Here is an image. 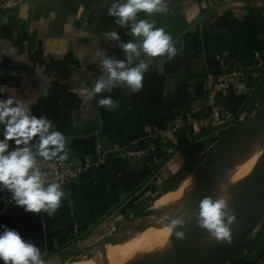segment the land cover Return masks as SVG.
Instances as JSON below:
<instances>
[{
	"label": "crops",
	"instance_id": "obj_1",
	"mask_svg": "<svg viewBox=\"0 0 264 264\" xmlns=\"http://www.w3.org/2000/svg\"><path fill=\"white\" fill-rule=\"evenodd\" d=\"M164 2V13L138 16L163 28L178 46L173 59L158 58L149 66L156 71L154 78H163L162 103L167 107L161 109L124 85L91 100L79 94L80 89L90 90L101 74L97 50L111 57L117 53V41L109 34L123 28L108 15L111 0H0V86L31 103L34 115L47 116L68 139L66 161L86 167L62 189L65 196L53 216L37 214V234L25 230L31 215L24 209L0 210V225L39 246L44 264H74L144 208L151 193L192 171L186 169L187 149L208 145L231 125L214 123L217 113L230 114L223 109L227 91L208 99L212 77L235 75L230 88L248 98L264 76V0ZM104 96L117 106H99ZM179 96L185 98L176 103ZM0 98L7 99V93ZM3 131L0 126V139ZM155 132L162 134L153 139ZM147 140H153L154 161L167 158L157 169L154 161L144 167L125 156L127 148L144 147ZM144 169L152 171L151 180L129 195L119 179ZM123 244L98 264H119L132 242ZM223 264H264V218Z\"/></svg>",
	"mask_w": 264,
	"mask_h": 264
},
{
	"label": "clouds",
	"instance_id": "obj_2",
	"mask_svg": "<svg viewBox=\"0 0 264 264\" xmlns=\"http://www.w3.org/2000/svg\"><path fill=\"white\" fill-rule=\"evenodd\" d=\"M166 10L164 0H111L108 15L115 18V23L121 28L129 29L128 34L133 39L120 43L124 59H117L97 50L101 74L90 90H79L85 100L111 92L120 85L134 93L139 92L153 60L165 57L171 60L177 55L173 38L163 28L156 27L147 19H138L140 13L152 16ZM109 35L112 40H120L114 31ZM142 56L144 59H141ZM6 93L7 99L0 98V126L4 129L3 139H0V188L11 194L9 203L14 206L27 213L44 212L51 217L59 209L65 192L59 183L47 182L46 174L37 166V157L46 161L56 158L60 161L67 160L68 139L54 128L47 116L34 115L31 103L16 98L6 87L0 86V97H4ZM98 104L108 109L117 106L111 96L98 99ZM36 138L38 144L33 145ZM10 144L15 145L14 150H10ZM230 199V195L221 190L215 199L205 197L199 204L197 226L217 243H231V226L235 223L236 216L229 207ZM185 225V216L182 215L171 219L164 227L168 232H174ZM175 235L182 240L185 233L175 231ZM0 262L44 264L39 246L4 225H0Z\"/></svg>",
	"mask_w": 264,
	"mask_h": 264
},
{
	"label": "bare ground",
	"instance_id": "obj_3",
	"mask_svg": "<svg viewBox=\"0 0 264 264\" xmlns=\"http://www.w3.org/2000/svg\"><path fill=\"white\" fill-rule=\"evenodd\" d=\"M238 161L240 166L236 167ZM263 167L264 106L255 111L242 126L227 137L201 167L184 178L175 189L164 195L152 210L134 219L127 226L125 225L126 227L112 236L107 244L97 248L88 258L74 264H98L106 254L123 246V242L131 237H134V241L128 247V259L132 253L135 254L143 251L144 248L156 245L155 241L159 242L161 235L168 234L164 233L167 231L164 227L166 223L182 215L187 217L190 204L196 195L202 199L205 197L215 199L218 192L223 190L230 195V200L234 201L235 198H240L244 205L251 204L263 186V179L259 175ZM252 216V212L244 211L243 214L238 215L236 222L244 223ZM149 228L151 229L150 233H145ZM141 234L143 237L138 236ZM206 236L211 244L205 241L199 243L196 246L197 252L218 244L211 240L208 233ZM110 244L111 250L107 249L108 252L104 251L105 253L97 256L98 252ZM185 252L187 251L185 250Z\"/></svg>",
	"mask_w": 264,
	"mask_h": 264
},
{
	"label": "rangeland",
	"instance_id": "obj_4",
	"mask_svg": "<svg viewBox=\"0 0 264 264\" xmlns=\"http://www.w3.org/2000/svg\"><path fill=\"white\" fill-rule=\"evenodd\" d=\"M215 95H214V97H215ZM252 98L253 99L249 100L250 102L252 101V103H250L247 106L248 108H251L250 112L248 114H247V111L242 112L239 116L241 125H243L248 120L250 115H252V113L257 111L258 108L261 109L264 106V102L261 105H259L258 100L255 99L254 97H252ZM214 117H217V120L214 121V123H217L215 125H219L221 127L222 126L225 127L223 124L224 122L231 121L230 123L232 124L236 119V118L234 119L231 116L222 117L221 113L220 114L217 113L216 115H214ZM230 123H228V124H230ZM225 128H227V127H225ZM221 143L219 145H221ZM203 144L204 143L201 142V143H197L193 147H189V149H187V150H189V153L185 150L186 154L188 153L190 155V158L188 159V162H187L186 169L192 170L188 175L193 174L199 167H201L210 158L211 154L215 150V149L213 151L210 150L212 147L211 144H208L205 146ZM237 166H240L239 161H238L236 167ZM182 174H183V172H182ZM184 174H185V172H184ZM188 175H186L184 178H186ZM178 178L179 177L174 179V182H173L174 186H175V184H177ZM179 183L173 189H175L179 185ZM173 189L166 192L167 188L163 187V188H160L159 190H156L155 192L151 193V197H148V199L146 198L147 200L144 202V211L147 210L149 207H151V205L153 204V202L157 198L158 199L162 198L164 195H166L167 193H169ZM202 200L203 199L199 195H196L193 198V201L190 204L191 207L188 209V212L186 214L187 217H185V219H187L185 227L177 228L175 230V231L184 232L185 233L184 239H182V240L177 239L176 235H175V231L174 232L166 231L164 233H168V234L161 235L159 237V242H157V240L155 241V243H157L156 245H153L149 248H144L143 251H139L135 254L132 253L131 257L129 259H128V253L126 252L122 258V261L119 264H184L185 261H187V259L190 257V255L197 253L196 246L199 243L205 241L206 243L211 244V242L207 240V236H206L207 232L197 226V214L199 212V204ZM230 201H232V200H230ZM240 206H244V204L240 198H235L234 201L229 203V207L232 210V212L234 211V208L240 207ZM243 213L244 212H242L241 214H243ZM130 216H131L130 218L126 219V221H128V222L124 223L121 227H117L118 230L114 234H112L111 237L118 234L122 229H124L128 225L127 223H129L130 221H132L135 218V217H133V214ZM149 230H151V229L149 228L147 231H145V233L149 234L150 233ZM138 236L143 237V234L138 235ZM249 236H251V234L243 236V238L241 239V242L244 243L248 239ZM144 237L147 238L146 235H144ZM110 238L105 240L99 246L95 247L88 254L84 253L86 255L81 257L80 259L85 258L88 255L92 254L94 251L97 250V248L101 247L103 244H107L108 241L110 240ZM133 241H134V237H131L128 240H126L125 242L128 244L129 242H133ZM111 244L105 246V249H102L100 252H98L99 254L97 256H100V254L108 252L109 250H107V249L111 250V248H110ZM185 250L187 252H185ZM178 253H182L180 259L178 260L179 262L178 261L174 262L173 259L176 257V255ZM129 255H130V252H129ZM182 258H184V259H182ZM80 259H78V260L76 259V260L71 261V262L75 263V262L79 261ZM71 262H69V263H71Z\"/></svg>",
	"mask_w": 264,
	"mask_h": 264
},
{
	"label": "trees",
	"instance_id": "obj_5",
	"mask_svg": "<svg viewBox=\"0 0 264 264\" xmlns=\"http://www.w3.org/2000/svg\"><path fill=\"white\" fill-rule=\"evenodd\" d=\"M130 30L123 28L120 29L117 34L120 37V40L117 41V48L114 57H120V59H124V53L122 49L120 48V43L121 42H126L131 36L128 34ZM177 51H178V46H175ZM118 59V58H117ZM180 63H176V67ZM156 72L154 68H149L147 73L145 74V80H144V86L143 88L139 91L136 92L137 97H139V94L143 95L144 100H148L149 103L155 105V104H160L158 108H166L167 105L162 103V77H157L154 78L152 73ZM255 99L258 100L259 105H261L264 102V76L261 78L260 82L257 84L256 90L253 92V94L246 98L245 95H237L234 94L232 89L229 87L227 89V96L225 97L223 109L226 111L228 114H230L231 117L235 119V121L228 127L227 130L222 131L219 134L218 138L210 139L208 144H213L211 147V151L216 149L218 145L224 141L230 134H232L238 127H240L241 122L239 119V116L242 112H246L247 114L250 112L251 108H248L247 106L252 103L250 102V99ZM185 98L184 96H179L177 98L176 103ZM251 107V106H250ZM242 126V125H241ZM174 150H176V147H174ZM167 158L165 157L162 160L154 161V169L158 168L159 166H162L166 162ZM186 174H189L187 171L185 175L180 176L177 179V184L186 176ZM171 177V175H170ZM152 178V171L148 169H144L142 171H139L137 173H127L123 174L119 181L121 182L122 186L125 188L126 192L129 195L135 194L138 192L143 186L147 184ZM164 187L167 188L166 192L173 189L175 186L173 183H168ZM149 210V209H148ZM144 212V208L139 209V211H136L133 213V217H138L141 213ZM128 222V221H127Z\"/></svg>",
	"mask_w": 264,
	"mask_h": 264
},
{
	"label": "built area",
	"instance_id": "obj_6",
	"mask_svg": "<svg viewBox=\"0 0 264 264\" xmlns=\"http://www.w3.org/2000/svg\"><path fill=\"white\" fill-rule=\"evenodd\" d=\"M235 75L222 73L220 75L212 77L210 80V91L208 99H212L217 93H224L232 84ZM174 131V130H173ZM162 133H154L153 139L159 137ZM153 140H147L144 147L133 149L131 147L125 150V156L136 160L144 167H149L150 162L155 160V149L152 144ZM37 166L40 170L46 174L45 178L47 182H57L61 185L62 189L67 188L72 183L76 182L84 173L85 166L76 165L66 160L60 161L59 159H53L46 161L43 158L37 157ZM11 200V194L3 188H0V207L1 209L14 204L9 203Z\"/></svg>",
	"mask_w": 264,
	"mask_h": 264
},
{
	"label": "water",
	"instance_id": "obj_7",
	"mask_svg": "<svg viewBox=\"0 0 264 264\" xmlns=\"http://www.w3.org/2000/svg\"><path fill=\"white\" fill-rule=\"evenodd\" d=\"M259 175L263 179V186L255 201L251 204L234 208L233 214L236 216V219L238 215L244 211L252 212L253 216L244 223H237L235 221L231 226V243H218L217 245L194 253L184 264H223L237 254L243 245L241 237L252 234L264 218V167L259 172ZM30 215V222L26 225L25 230L37 234L39 232V220L37 214L30 213ZM181 255L182 253H178L173 261H178Z\"/></svg>",
	"mask_w": 264,
	"mask_h": 264
}]
</instances>
